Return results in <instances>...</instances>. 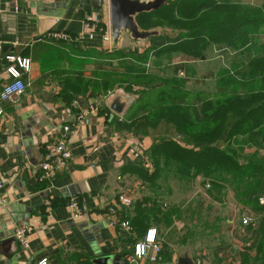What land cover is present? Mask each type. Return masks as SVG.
Returning <instances> with one entry per match:
<instances>
[{
	"label": "crops",
	"instance_id": "crops-1",
	"mask_svg": "<svg viewBox=\"0 0 264 264\" xmlns=\"http://www.w3.org/2000/svg\"><path fill=\"white\" fill-rule=\"evenodd\" d=\"M89 15L95 18L91 30L84 25ZM156 28L158 33L145 39L133 40L121 32L114 40L107 0L102 12L84 0H0V88L11 81L6 56L29 59V70L22 71L24 92L0 100V176L6 198L0 204V264H37L43 258L47 264H97L104 257L103 264H128L135 243L144 239L149 228L155 229V239L138 264H177L185 249L195 264H264V209L258 210L254 199L239 198L231 189L227 196L234 209L231 206L223 214L211 208L213 203L222 206L224 198L207 195L203 211L196 194L184 208L186 202L175 201L171 192L158 199L162 213L155 224L136 232L120 228L118 216H114L116 224H109L113 216L108 207L117 204L119 196L131 199L129 207L118 204L117 208L128 209L132 217L135 202L151 195L147 184L130 171V164L152 171L148 150L159 138L187 146L175 139V128L165 121L139 136L122 127L136 109L141 112L145 103H152L155 86L164 84L160 78H181L199 104L202 99L218 98L225 89L219 82L225 74L222 69L233 64L244 69L250 59L262 58L254 50L231 51L217 44L198 59L178 53L155 57L151 48L178 38L177 30ZM55 30L81 33L83 38H48L47 33ZM254 42L263 47L264 33ZM147 51L142 62L139 56ZM143 70L148 77L140 75ZM114 103L119 111L113 109ZM71 123L76 125L66 134L64 127ZM63 137L71 150L68 166L51 181H39L44 145ZM222 144L223 138L218 142ZM262 147L264 141L258 155ZM245 150L251 153L255 147ZM70 197L77 199L79 215L66 205ZM237 210L253 215L254 223L244 227ZM185 212L191 226L188 232ZM207 217L212 222L209 232H196L198 221ZM20 225L33 228L26 248L14 238ZM254 231L259 234L246 245Z\"/></svg>",
	"mask_w": 264,
	"mask_h": 264
},
{
	"label": "trees",
	"instance_id": "trees-1",
	"mask_svg": "<svg viewBox=\"0 0 264 264\" xmlns=\"http://www.w3.org/2000/svg\"><path fill=\"white\" fill-rule=\"evenodd\" d=\"M254 9L256 13L251 15L248 5L232 0H166L157 10L136 16L141 29L178 31L177 39L151 48L155 57L178 53L185 59H198L217 44L231 51L254 50L262 58L250 59L244 69L238 64L222 69L225 74L219 82L225 89L214 100L202 99L198 104L196 93L184 80L165 76L160 78L164 84L155 86L152 92V103L138 102L145 110L136 109L122 127L139 136L165 121L187 146L172 138H159L148 150L152 171L130 164V171L151 192L135 202L132 217L128 209L121 211L133 232L159 221L162 212L158 199L171 193L167 184L171 180L200 177L202 185L208 184L209 197L222 199L229 188L239 198L254 199L258 210L264 209L258 204V198L264 196V158L257 150L264 141V46L254 42L264 33V17L260 16L264 6ZM148 53L139 56L142 62H146ZM140 75L148 77L145 70ZM221 138L223 144L219 146ZM251 146L255 150L249 153L245 148ZM256 232L251 233V243L259 234Z\"/></svg>",
	"mask_w": 264,
	"mask_h": 264
},
{
	"label": "built area",
	"instance_id": "built-area-1",
	"mask_svg": "<svg viewBox=\"0 0 264 264\" xmlns=\"http://www.w3.org/2000/svg\"><path fill=\"white\" fill-rule=\"evenodd\" d=\"M95 18L93 15H89L86 17L84 25L87 29L95 28ZM47 37L51 39H60V40H72V41H80L83 36L81 33L76 35H70L63 31H51L47 33ZM103 38L105 40L110 39V35L107 33L103 34ZM6 59L9 61V65L6 68L7 74L10 76L11 81L4 83L0 88V100L7 101L10 100L13 96L21 95L25 90V83L22 80V71L29 70V59L16 57L14 55H7ZM181 76H183L184 72H179ZM2 113L0 109V114ZM77 123V122H76ZM76 123H71L64 127V131L66 134L72 131ZM176 140H181V136L177 134L174 136ZM71 150L67 141V138L63 137L57 139L56 141L49 142L44 145V152L41 162L39 163V173L38 180L41 182H49L63 169H65L70 160H71ZM208 186V184H206ZM4 187L5 180L2 176H0V204L6 201L4 195ZM118 204L129 207L131 204V199L128 196L121 195L117 198V204H113L108 207L110 214L113 216L109 221L110 225L116 224L115 217L118 216L119 220L118 225L120 228L133 232L132 227L128 219H124L117 208ZM258 204L263 206L264 208V196H260L258 198ZM66 205L73 210L75 215H79L81 213V209L79 203L75 197H70L66 201ZM50 207V206H49ZM48 207V208H49ZM254 216L251 214H245L241 217V224L246 227L252 223H254ZM33 228L30 225H20L15 229L14 238L19 242V244L26 248L28 247L29 237L32 233ZM146 235L142 241L135 243L133 249V256L128 260V264H138V259H141L146 255L147 249L151 243L154 242L155 239V229L149 228L146 231ZM249 233V232H248ZM249 239L251 234H249ZM250 240L246 242V245H250ZM37 264H47V259H41Z\"/></svg>",
	"mask_w": 264,
	"mask_h": 264
},
{
	"label": "water",
	"instance_id": "water-1",
	"mask_svg": "<svg viewBox=\"0 0 264 264\" xmlns=\"http://www.w3.org/2000/svg\"><path fill=\"white\" fill-rule=\"evenodd\" d=\"M84 1L98 12H102L104 0ZM165 2L166 0H107L110 29L113 39L117 40L121 32L130 34L133 40L145 39L149 36L156 35L158 33L157 30L140 29L135 18L141 12L157 10ZM112 107L116 111L120 110V107L117 106L116 103H114ZM104 261H106L105 257L97 259L96 263L103 264ZM177 264H195V262L188 250L185 249L179 254Z\"/></svg>",
	"mask_w": 264,
	"mask_h": 264
},
{
	"label": "rangeland",
	"instance_id": "rangeland-1",
	"mask_svg": "<svg viewBox=\"0 0 264 264\" xmlns=\"http://www.w3.org/2000/svg\"><path fill=\"white\" fill-rule=\"evenodd\" d=\"M246 1L247 2H245V0H244L245 4H247L250 8L249 14H251V15L256 13L254 7H260L262 4H264V0H246ZM260 16L264 17V12H263V14L260 13ZM153 22L154 21H149L148 23L152 24ZM150 30H159V28L155 27V28H152ZM259 152H262L261 156L264 158V148L263 147H262V150H260ZM169 186L171 188L172 198L175 201L177 200L180 203L186 202L190 197L192 198L193 194H196L195 200L202 203L201 209L204 211L205 205L208 203L207 202L208 198L206 197L207 196V193H206L207 187H205V185H202L200 177H197L195 179H187L186 181H179V182L174 180L170 183ZM230 193H231V190L229 188H227L226 193L223 197L224 201H223L222 206L219 204L213 203L211 210L213 209L214 211H217V212L219 211L220 213L223 214V212H227L231 206L233 208L232 202L230 200L231 198L229 196H227V195H230ZM187 202H186L184 208H187V205H188ZM206 209H208V208H206ZM237 214L243 215V213L240 212L239 210H237ZM185 215H186V219H184V222L186 224V228H187V232H188L191 229V226H190V222L188 220V213L186 214V212H185ZM211 224H212V222L209 221L208 217L206 219L203 218V220L198 221V227L195 229V231L196 232H209L208 230L210 229Z\"/></svg>",
	"mask_w": 264,
	"mask_h": 264
}]
</instances>
